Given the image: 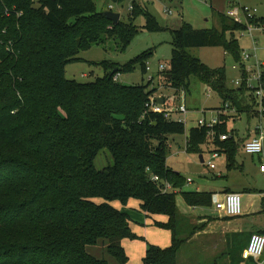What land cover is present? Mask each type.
Here are the masks:
<instances>
[{"label": "trees", "instance_id": "trees-1", "mask_svg": "<svg viewBox=\"0 0 264 264\" xmlns=\"http://www.w3.org/2000/svg\"><path fill=\"white\" fill-rule=\"evenodd\" d=\"M132 5L129 22L114 24L94 0H0V264H111L88 250L100 239L119 264H127L124 242L139 238L122 208L132 199L149 217L167 216L156 223L172 234L169 247L148 244L144 264H180L182 247L207 227L192 224L177 198L181 194L189 206L212 207L213 193L186 191L187 178L167 161L170 137L185 134L186 124L149 108L159 92L152 81L127 85L115 79L135 63L147 70L153 50L124 66L99 63L106 73L92 82L66 77L67 65L81 59L84 48L115 39L125 49L139 31V17L150 31L165 29L147 5L137 0ZM218 18L219 27L195 29L184 23L172 30L171 66L160 78L178 94L188 90L195 75L220 94L224 105L256 117L246 81L232 86L225 66L211 68L189 51L223 47L244 65L236 32L246 24L226 13ZM229 122L222 117L214 139L206 127L191 128L188 152L204 153L202 145H214L226 154L230 170L239 168L237 158L250 135L241 141ZM225 133L231 138L220 140ZM104 150L114 164L99 170L95 163ZM166 181L173 190L163 191ZM252 235H227L224 264L244 263Z\"/></svg>", "mask_w": 264, "mask_h": 264}, {"label": "rangeland", "instance_id": "rangeland-1", "mask_svg": "<svg viewBox=\"0 0 264 264\" xmlns=\"http://www.w3.org/2000/svg\"><path fill=\"white\" fill-rule=\"evenodd\" d=\"M38 2V0H35ZM99 11H110V5H113V11L121 13V19L125 22L130 20V6L134 0H125L121 4H116L112 0H94ZM142 5H148L149 10L164 27L161 31H150L144 27L145 18L139 17L136 25L139 31L135 34L131 43L125 48L120 49V43L115 39H108L106 44H93L90 47L80 51L81 59L71 62L66 68V77L76 79L79 82H92L97 78L103 77L106 73L105 67L99 65L103 61L117 63L124 66L137 58L146 51L153 50V53L146 60V64L151 70L143 69L140 63H135L134 68L120 73L118 80L127 85H148L150 76H154L151 87H159L158 96L165 97L167 100H175L176 105L186 102L188 113L185 116L186 133L172 136L168 144L171 146L168 155V165L181 172L184 177H192L195 180L193 185H186V191L197 189L200 185L207 191L221 190L229 187H238L245 183L252 187L251 191L242 194V208L246 212L243 214V233L252 234L251 231L264 227V173L260 170V156L249 155L240 149L237 161L239 164L244 162L243 169L235 168L231 171L227 169V157L221 153L216 159L212 158L213 152L210 148L216 146L202 145L204 153L185 152L188 148L187 136L191 128L198 126L201 119L205 116L209 120L215 115V110H221L229 117V129H234L241 141L248 137L247 133L259 122L258 117H252L248 113L238 112V108L231 103L224 105V101L219 93L203 83L199 77L193 75L190 78V86L186 91V98L183 92L175 94L166 82L161 80L160 66L166 65L168 69L172 60V30L181 28L184 23L195 29H211L219 27V13H227L228 10L235 7H248L251 10L257 9L259 18L264 17V0H137ZM38 5V3H37ZM169 11H172L170 14ZM255 37L258 40V55L261 62H264V32L255 30ZM236 37L240 45L241 52L251 51L254 47V40L247 29L237 31ZM190 53L201 59L211 68L225 66L228 70L230 84L234 87L235 81L240 79L241 73L234 69L239 65L236 58L228 53L223 47H195L191 48ZM159 79V80H158ZM170 97V98H169ZM184 102V103H185ZM256 109V106H254ZM183 115V114H180ZM180 117L179 115H175ZM264 124V119L262 120ZM213 139V138H212ZM211 139V140H212ZM187 140V141H186ZM242 142V143H243ZM242 146H240L241 148ZM188 151V150H187ZM214 151V150H213ZM201 155L205 157V163L201 161ZM209 161H213L217 169L212 170L207 166ZM96 167L99 170L108 168L114 164V159L108 150L100 153L96 160ZM221 174L223 177H221ZM219 198L223 199V194L219 193ZM179 209L185 210L188 206L183 196L178 195ZM139 201L132 199L124 207L131 216L134 232L139 236L138 239H127L125 243L126 253L129 256L127 264H144L147 243H155L162 247H167L171 243V232L151 219L147 218L145 212L140 208ZM119 206L120 203L117 202ZM209 212H213L212 207H205ZM216 209V208H215ZM159 220L162 222L164 215ZM225 216V215H224ZM222 216V217H224ZM242 233V232H241ZM226 242L217 248L213 244L203 246L200 242L193 245H184L179 253L180 264H224L223 252ZM90 253L99 259H106L111 264H119L116 258L107 251V243L100 239L96 245L88 247ZM245 262V260H244Z\"/></svg>", "mask_w": 264, "mask_h": 264}, {"label": "built area", "instance_id": "built-area-1", "mask_svg": "<svg viewBox=\"0 0 264 264\" xmlns=\"http://www.w3.org/2000/svg\"><path fill=\"white\" fill-rule=\"evenodd\" d=\"M117 4V3H116ZM114 6L110 5V10H113ZM130 11L133 10V5L129 8ZM168 12L172 14V11ZM227 16L235 21L244 23L247 26V30L250 32L254 40V47L251 51H245L243 53V62L244 65H236L234 69H237L241 73L240 79L235 81L236 86H241L243 81H246L247 88L251 91L255 97V106L254 114H257L256 117L259 118V122L251 129L250 137L245 141L243 145V151L249 155H263L264 156V124L262 120L264 119V62H261L258 55V40L255 37V30H260L264 32V22H260L257 15V9L251 10L248 7H235L227 11ZM147 70H151L150 66H147ZM168 70V67L164 64L160 66V72L165 73ZM118 74L115 79L118 80ZM154 76H150L149 81H153ZM179 92H183L184 98H186V90L182 89ZM176 99L172 103L165 101L164 104H159L156 99L148 104L149 108L156 113L165 114L166 118H174L179 122L185 123V116L188 113V108L186 102L181 105H176ZM228 105V104H227ZM215 115L212 116L209 120L205 116L199 122V127H206L209 129L208 135L216 138L218 132L216 127L221 124L222 117L225 115L221 110L216 109ZM183 114V115H180ZM179 115L180 117H176ZM231 138L229 133L219 134V139L224 141ZM220 153L218 151H213L212 158L216 159ZM207 165L211 169H216V164L213 161H209ZM260 170L264 173V158L260 166ZM154 181H158V176H153ZM189 182L192 179L188 180ZM173 190L172 184L169 181L165 182L163 191ZM213 203L216 206V209L220 212H223L226 216L236 217L240 216L243 213L242 208V194L238 192H228L223 199L219 198V195L216 194L213 196ZM243 259L246 264L248 261H254L255 264H264V232H255L251 236L248 246L243 251Z\"/></svg>", "mask_w": 264, "mask_h": 264}, {"label": "crops", "instance_id": "crops-1", "mask_svg": "<svg viewBox=\"0 0 264 264\" xmlns=\"http://www.w3.org/2000/svg\"><path fill=\"white\" fill-rule=\"evenodd\" d=\"M148 8H149V6H148ZM154 86H156V85H154ZM157 95H158V93H157ZM167 102L172 103L173 100H171V98H170V99L167 100ZM247 135H248V137H249V135H251V129L248 131ZM171 138L172 137H170V140H171ZM187 140H188V136H187ZM170 148H171V146H170ZM183 151L188 152L187 151V147ZM209 151L213 152V148H211ZM214 151H216V150H214ZM224 155L226 156V154H224ZM263 158H264V156L261 155L260 156V166L262 164ZM201 161H202V163H205L204 155H203V160H202V157H201ZM244 165H245L244 162H241V164H239V168L243 169ZM216 169H217V167H216ZM216 169H212V170H216ZM227 169L229 171H231L228 168V165H227ZM172 170L176 171L175 169H172ZM176 172H178L179 174L181 173L179 171H176ZM219 175L221 177H223L221 174H219ZM189 179H192V181L189 182L188 181ZM194 183H195V180L192 177H190V176L187 177V184L188 185H193ZM251 190H252V187H250L249 185H246L245 183H243L242 185H239L238 187H235V188L226 186V188L221 189L220 191L219 190L207 191L205 189H202V186L200 185L197 189L191 190V191H193V192H195V191H197V192H211V193H213V196L216 195V194L219 195V193H222L223 197H224L228 192H238L240 194H243V193H245L247 191H251ZM138 203H139V206H140V202H138ZM187 206L188 207L185 210H182V211L180 210V211H181V213L183 215H185L190 220V222L192 224L197 225V224H202V223H208L207 227H205L203 231H199L198 233L195 234V236L191 240L188 241V243H187L188 245H193V243H195V242H200L203 246H208L209 244L210 245L213 244L214 246H217V248H220V246H222V244L224 242H226V246H227V235L228 234L244 232L243 231V228H244V226H243V222H244L243 214H244V212L247 211V209H245V211L243 210L244 212L240 216L233 217V219H231V220H225V218H227L229 216H226L223 212H220L219 210L215 209L216 206H215L214 203H213V207L214 208H213V212L212 213L209 212V210L207 208H205V207H193V206H189V205H187ZM124 207H126V206L122 207L123 210L128 212ZM140 208H141V206H140ZM145 215H146L147 218L151 219L155 223L160 221L159 218L162 219L161 218L162 216H160V215L149 217V216H147L146 212H145ZM222 216H224V217H222ZM163 220L164 221H162V222H166L168 220L167 216H165V218ZM132 223H133V221H132ZM132 229H133V226H132ZM263 230H264V227H261L260 229L251 231V233L253 234L255 232H260V231H263ZM125 243H126V240L124 242V245H125ZM171 243H172V234H171ZM171 243H170V245H171ZM148 244H150V243H147L146 251H147ZM151 244H155V243H151ZM155 245H157V244H155ZM158 246H160V245H158ZM169 246H167V247H169ZM226 246L224 245V250H225ZM146 251H145V255H146ZM143 260H144V258H143Z\"/></svg>", "mask_w": 264, "mask_h": 264}, {"label": "water", "instance_id": "water-1", "mask_svg": "<svg viewBox=\"0 0 264 264\" xmlns=\"http://www.w3.org/2000/svg\"><path fill=\"white\" fill-rule=\"evenodd\" d=\"M106 16L108 17V19H110L114 24H118L121 20V13L119 12H114L112 10L106 12ZM80 43V40H79ZM168 77H170V74H168ZM156 101L159 104H164L165 103V98L164 97H157ZM202 160H203V155L201 156Z\"/></svg>", "mask_w": 264, "mask_h": 264}]
</instances>
